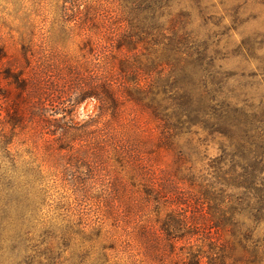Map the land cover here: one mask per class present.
<instances>
[{"label":"rangeland","instance_id":"1","mask_svg":"<svg viewBox=\"0 0 264 264\" xmlns=\"http://www.w3.org/2000/svg\"><path fill=\"white\" fill-rule=\"evenodd\" d=\"M132 27L137 36L149 28L156 36L149 40L188 54L174 72L180 93L196 103L188 109L191 125L171 147L158 144L162 125L124 91L121 104L108 111L94 97L85 99L97 69L83 62L93 51L107 57ZM143 47L138 50L147 53ZM9 72L34 78L35 85L22 92ZM20 95L22 112L36 116L16 132L9 150L21 169L45 177L47 196L33 223L52 228L39 226L37 239L45 233L53 243L73 223L93 239L86 264H183L175 255L187 239L177 241L173 256L160 230L166 211L207 212L198 186L216 188L221 157L225 165L264 158V0H0V141L2 112ZM199 101L206 103L203 116L196 114ZM40 113L49 123L60 121L69 136L56 140ZM46 128L49 134H42ZM226 195L221 208L246 216L237 220L251 227V250L257 245L264 264V203L236 187ZM226 230L216 239L234 242ZM229 245V264H252L251 255L243 258Z\"/></svg>","mask_w":264,"mask_h":264},{"label":"trees","instance_id":"2","mask_svg":"<svg viewBox=\"0 0 264 264\" xmlns=\"http://www.w3.org/2000/svg\"><path fill=\"white\" fill-rule=\"evenodd\" d=\"M148 9L150 8L147 6L145 11ZM140 30L137 36L135 27H132L130 32L116 38L107 57L93 51L92 60L85 59L83 65L88 67L94 63L97 69V83L87 88L91 90L92 96L85 99L94 97L102 103L104 110L108 111L109 108H116L121 104L119 92L124 91L126 100L143 107L162 125L158 144L171 147L176 143V139L183 135L186 127L191 125L188 109L196 103L186 94L180 93L174 72L176 63L185 62V56L188 54L182 49L179 50V46L171 49L170 45L163 44L162 47L156 40H149L150 37L156 38L151 29ZM141 45L147 53L138 50ZM25 53V59L30 62L29 51ZM21 77L19 74L12 76L10 73L7 79L13 78L14 85L22 92L26 91L29 85H35L34 78L23 81ZM119 79L122 85L117 82ZM83 94L84 92L81 95ZM1 96L9 98V94L4 92ZM19 99L20 101L12 103L6 112L1 111L5 114L6 123H3L2 132L6 136L0 141V152L3 153L0 161V264H86L90 257L89 251L94 248L91 245V234L84 231L86 227L80 228L69 223L61 230L59 236L53 235V243L45 238V233L40 239L36 237L40 227L50 230L52 226L33 223L35 212L41 211L47 196L45 177L35 168L21 169L17 159L10 154L9 146L13 143L16 132L24 130L36 116L35 113L30 116L22 112L23 95H20ZM198 105L196 114L203 116L206 103L199 101ZM37 116L45 119L44 121L54 128L52 132L47 128L43 129L42 134L50 133L56 140L68 135L60 121L55 125L54 122L49 123L50 119L46 113ZM5 126H9V132H4ZM223 158L218 159L216 163L223 167H218L219 171L215 167L218 180L216 188L203 184L198 186V200L201 205L207 207V212L205 209L202 215L182 216L177 210H167L165 217L159 221L160 230L168 237L171 255L176 254L177 241L187 239L181 253L175 255L176 262L229 264V252L226 250L230 248L229 244H232L233 251L241 250L240 255L243 258L244 252L251 255L252 264L263 263L257 245L251 250V227L237 220L246 216L239 214L236 209L223 210L220 202L223 203L227 198L229 188L236 187L249 193L253 191L256 194L254 199L264 203V158H256L250 162L236 160L230 162V165H225ZM76 182L84 184L81 178ZM225 207L230 209V206ZM202 219L208 223V229H202ZM225 229L230 230L234 242L227 243L216 239L215 236ZM78 237H81L82 241ZM86 244L90 245L87 247ZM79 246H83L82 252ZM76 249H79L78 255ZM60 250L62 252H59ZM64 253L68 254V257H64ZM103 258L106 259V255H103Z\"/></svg>","mask_w":264,"mask_h":264}]
</instances>
